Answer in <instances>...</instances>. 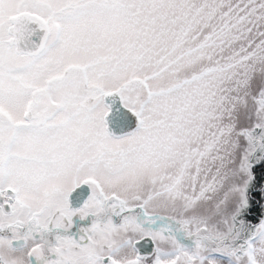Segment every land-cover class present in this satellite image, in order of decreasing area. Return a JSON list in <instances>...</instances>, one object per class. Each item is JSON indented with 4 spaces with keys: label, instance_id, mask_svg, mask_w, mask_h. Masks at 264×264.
Wrapping results in <instances>:
<instances>
[{
    "label": "snow or ice",
    "instance_id": "snow-or-ice-1",
    "mask_svg": "<svg viewBox=\"0 0 264 264\" xmlns=\"http://www.w3.org/2000/svg\"><path fill=\"white\" fill-rule=\"evenodd\" d=\"M0 264H264V0H0Z\"/></svg>",
    "mask_w": 264,
    "mask_h": 264
}]
</instances>
